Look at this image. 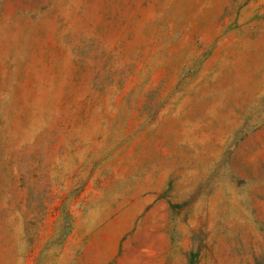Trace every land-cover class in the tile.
<instances>
[{
  "label": "rangeland",
  "instance_id": "obj_1",
  "mask_svg": "<svg viewBox=\"0 0 264 264\" xmlns=\"http://www.w3.org/2000/svg\"><path fill=\"white\" fill-rule=\"evenodd\" d=\"M111 212L116 263L164 224L186 264H264V0H0V264Z\"/></svg>",
  "mask_w": 264,
  "mask_h": 264
},
{
  "label": "crops",
  "instance_id": "obj_2",
  "mask_svg": "<svg viewBox=\"0 0 264 264\" xmlns=\"http://www.w3.org/2000/svg\"><path fill=\"white\" fill-rule=\"evenodd\" d=\"M108 219L107 225L103 219H91L85 224L89 239L81 248V256L72 250L68 264H119L115 262L119 256V244L129 228L120 224L114 212L108 215ZM155 227L150 235L151 242L143 249L146 252L140 259L147 264H186L184 256L176 258L173 254L169 226L162 224ZM121 259L125 264L131 261L127 253Z\"/></svg>",
  "mask_w": 264,
  "mask_h": 264
}]
</instances>
